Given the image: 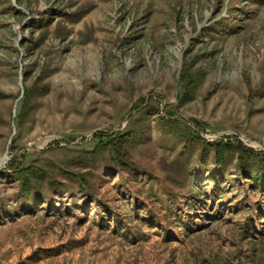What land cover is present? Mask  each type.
<instances>
[{
    "label": "rangeland",
    "instance_id": "374dc122",
    "mask_svg": "<svg viewBox=\"0 0 264 264\" xmlns=\"http://www.w3.org/2000/svg\"><path fill=\"white\" fill-rule=\"evenodd\" d=\"M237 144L264 152V0H0V264H264Z\"/></svg>",
    "mask_w": 264,
    "mask_h": 264
},
{
    "label": "trees",
    "instance_id": "16d2710c",
    "mask_svg": "<svg viewBox=\"0 0 264 264\" xmlns=\"http://www.w3.org/2000/svg\"><path fill=\"white\" fill-rule=\"evenodd\" d=\"M99 139L98 143H96L95 149L92 153H96L97 155L102 153L104 149L109 150L111 153L115 154L116 157L122 158L123 153L125 152V143L133 140L134 136H132L129 132L126 133L123 137L117 135H110L106 133H99L96 135ZM224 144L218 143L215 145V155H216V163L219 167V170L224 172L227 168V162H225V154L226 146ZM238 158H239V166L243 169L245 174L244 178H251L253 188H259L264 186V180H259L257 175L253 176V172L260 171L261 167L264 170V152H255L247 147H244L242 144H237ZM96 156V155H95ZM124 158V157H123ZM233 161V157L229 159V163ZM13 173L16 176L20 177L21 181V196L25 200L24 206H29L34 203L38 198L35 192L31 191V185L33 182H37L36 175L34 173H29L28 169L22 168V164L14 167L12 165ZM264 174V173H263ZM49 187H51L57 193H61L65 188L60 184L56 183V180L52 177H49L48 180ZM71 191L70 189H67ZM93 200V199H92ZM50 199L48 200V202ZM96 202V201H95Z\"/></svg>",
    "mask_w": 264,
    "mask_h": 264
}]
</instances>
